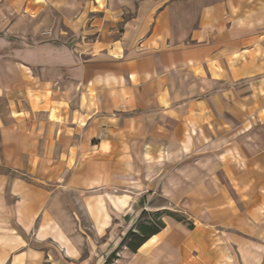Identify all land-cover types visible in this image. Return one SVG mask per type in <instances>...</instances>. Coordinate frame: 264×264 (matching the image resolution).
I'll use <instances>...</instances> for the list:
<instances>
[{
    "label": "crops",
    "instance_id": "1",
    "mask_svg": "<svg viewBox=\"0 0 264 264\" xmlns=\"http://www.w3.org/2000/svg\"><path fill=\"white\" fill-rule=\"evenodd\" d=\"M136 2L71 44L0 0V264H104L143 210L110 264H264V0Z\"/></svg>",
    "mask_w": 264,
    "mask_h": 264
},
{
    "label": "rangeland",
    "instance_id": "2",
    "mask_svg": "<svg viewBox=\"0 0 264 264\" xmlns=\"http://www.w3.org/2000/svg\"><path fill=\"white\" fill-rule=\"evenodd\" d=\"M136 1L135 4L139 0ZM34 2L43 4L40 17L43 23L41 36H56L59 41L72 40L69 42L71 44L77 40L92 44L103 39L104 31L107 36H110L109 31H113L111 36L120 39L124 35L126 23L138 7V4L130 5V0H26L25 8L30 13L33 11ZM116 14H119L118 17ZM156 189L158 190H155L157 192L153 203L166 204L159 195V185ZM167 205L172 210L175 209L171 203ZM88 254L87 251L85 256ZM82 264L92 263L83 261Z\"/></svg>",
    "mask_w": 264,
    "mask_h": 264
},
{
    "label": "trees",
    "instance_id": "3",
    "mask_svg": "<svg viewBox=\"0 0 264 264\" xmlns=\"http://www.w3.org/2000/svg\"><path fill=\"white\" fill-rule=\"evenodd\" d=\"M164 213H166V211L149 212L143 210L136 226L128 230L125 236H123L119 247L107 257L104 264H110L116 259L118 257V251L123 247H128L133 251H137L151 236L159 233L165 227V222L163 220ZM170 213L180 220H185V217L177 213Z\"/></svg>",
    "mask_w": 264,
    "mask_h": 264
}]
</instances>
